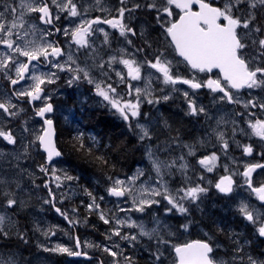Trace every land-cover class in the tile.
I'll return each mask as SVG.
<instances>
[{"label":"snow or ice","instance_id":"obj_1","mask_svg":"<svg viewBox=\"0 0 264 264\" xmlns=\"http://www.w3.org/2000/svg\"><path fill=\"white\" fill-rule=\"evenodd\" d=\"M129 0H119V7L115 9V15H111L112 10L105 8L101 0H95V6L101 12H108L109 17L102 19L97 16L92 19H85L92 5L85 6L76 0H0V45L6 47L8 51L0 53V74L13 86H20L18 90H13L11 95H4L0 99V110L8 117H19L25 110L13 103V96L17 100H26L34 108V116L39 117L41 124L39 128L30 127L29 121H23L21 125V136L17 137L11 128L0 127V138L13 147L18 143L21 150L11 153L12 158L17 161L13 167L19 168V161L27 159L31 148H39L45 154L44 164L39 165V170L50 176L51 182L55 183L57 188L62 187L63 181H72L78 179L68 175L66 171L57 169V159L62 156V152L57 147L56 129L54 120L49 114L54 112V106L51 102V95L45 91V84H54L59 79L58 72H68L71 78L66 81L68 85L87 81L94 85L96 95L106 102L110 110L118 115L121 120L126 122L127 127L133 130L141 142L153 140V132L150 128L152 117L148 113L141 111V105H157L162 101L166 102L172 99L174 93L182 92L183 98L187 102L188 116L200 117L205 120H211L213 117L209 114L204 105H198L193 99L195 92L190 96L189 91H184L178 85H187L191 90L206 88L211 93H216L218 99L214 98V103L229 105H239L245 110L250 108H259L264 112V98L253 96L250 99H244L239 95L241 89H260L264 91V0H147L146 3H132L128 6ZM147 9L154 13L156 25L160 28V34L156 43L160 46L152 53L151 59L147 58L148 50L152 48V42L144 39L143 47H134V51H129L127 47L118 48L115 54L109 55L104 59L97 48L90 43L89 37L95 32L103 34L104 45L111 48L109 32L104 28L97 27L100 24L110 26L119 32L126 44L133 46V40L129 36L138 35L137 30L131 26L130 21L133 14L140 9ZM33 14L38 15L42 25L50 26L46 28L38 27L29 20ZM126 14L128 23L125 22ZM68 20V26L56 27L61 18ZM72 18L79 19V23L71 26ZM39 34V42H37ZM55 34H62L69 38L68 51L60 45L57 40L48 39ZM141 37L145 32L139 33ZM33 38H29V37ZM75 45L77 51L74 53L72 45ZM80 49L85 50V59L83 66L77 53ZM171 53H175L182 61L173 62L169 59ZM137 54H145V59L138 60ZM67 57L61 63V58ZM27 58L24 62L20 58ZM91 61V63H89ZM185 63L195 73L212 74L213 70H218L217 78L208 75L205 80H200L196 75L191 78L185 77L179 73V63ZM47 63L57 72H40L38 65ZM116 65H123L125 71L119 70ZM155 70V73L148 71ZM15 72V78L10 73ZM99 72L103 79H97L93 72ZM147 75H143V72ZM114 73L117 80L112 82ZM158 73L159 75H156ZM24 82L21 84V82ZM30 81V83H29ZM133 81L143 86L133 85ZM155 82L162 83L170 89L168 94L155 95L156 91L164 92V88L156 89ZM120 85L125 87V94L118 91ZM233 90H236L234 93ZM39 102L40 106H35ZM234 116L245 119V123L251 130L246 135L255 136L264 142V119L256 117L254 112H237ZM246 117H256L255 119ZM145 119L148 123H140ZM229 122L225 116L216 118V127L211 128L208 136L215 135V138L224 150L229 147V142L225 139V132L221 129L222 124ZM233 125L237 124L236 119H232ZM163 127L170 129L167 121H163ZM233 134L237 131L234 126ZM244 132V129H240ZM31 137V139H29ZM79 143V148H85L83 133L75 138ZM93 143H99L95 137H89ZM24 141H27L26 143ZM204 143L198 140L196 143H183L180 141L179 134L172 137L170 141L165 142L164 149L157 144L153 147L149 144L146 148V158L151 166V171L155 177L149 176L143 182L142 177L146 173L143 169H137L136 173L122 180L113 179L107 194L113 197H130L132 208L120 211L145 212L146 208L153 205H160L166 201L164 208L165 214L178 213L185 217L186 222L178 225L177 231H188L194 221L188 219L193 207L199 208V204L205 194L208 193V187L200 183H194L188 175L191 165L187 157L196 156V144ZM175 147L185 149L179 156L161 159L158 155L161 151H170ZM88 152L92 149L88 148ZM243 152L246 155L253 153L251 144L243 146ZM8 153L0 151V159L8 156ZM103 163H107L103 157H98ZM219 156L216 152L204 155L197 160V163L207 172H213L217 167ZM225 172L228 171L225 165ZM257 169H264V164H247L242 173H232L222 175L215 183L214 187L219 193L228 195L234 192L233 175H241L244 178V184L250 190L256 199L260 202V207L248 202L241 201L238 206L239 214L253 226L256 234L264 238V182L254 186L252 175ZM21 172L26 171L20 169ZM58 172H62L58 174ZM180 173L183 183L180 187L172 189L169 178L176 173ZM199 180H203L201 175ZM34 183V182H33ZM49 181H45L44 187L48 189L49 199L45 204H51L55 211L60 214L69 225L75 226L80 223L69 217L67 212L55 206V193L49 187ZM211 183V182H209ZM15 184V188L10 185ZM22 186L18 181L9 180L6 175H0V196H3V211H0V239H9L15 235L20 240L27 243V234L21 230L18 221L14 219L16 208L26 207V202L20 199L18 191H22ZM90 197L91 203L87 204L89 214L96 211L99 218L105 223H114L110 234L112 236L133 243L140 238H147L154 244V251L150 252L153 264H165L167 260L166 253L174 254L173 264H264V259H258L252 255L245 257L242 255L244 245L237 239L238 233L230 232L229 238L233 240L236 247L232 249L233 255L229 259L223 257L217 258V250L220 245L215 241V234L224 233L225 229L219 224L215 225V233L209 231L205 233L206 239H197L182 244L173 243L171 237L175 235L169 225L165 224L158 217L152 221V226L132 220L131 217L119 219L115 213H111L108 218L105 216V210L101 209L97 197L85 189ZM104 197H99L103 201ZM12 210V214H9ZM76 209H73L75 212ZM123 227L135 228L134 234L122 233ZM16 228V232L10 230ZM57 226H51L48 229L41 228L38 224L36 231H41L46 237L56 234ZM250 243V242H246ZM84 247L99 248L100 245H94L85 241ZM43 251L66 254L67 256H87V252L74 251L72 248L63 244H56L53 247L40 245ZM82 247L79 237H75V248ZM117 249L120 245H115ZM151 247V245H150ZM103 252L108 253L114 258L113 264H119L115 258L123 255L122 251H114L107 245L103 246ZM127 264H134L130 257H125ZM0 264H16L14 257L0 256ZM103 264V261L100 262Z\"/></svg>","mask_w":264,"mask_h":264},{"label":"flooded vegetation","instance_id":"obj_2","mask_svg":"<svg viewBox=\"0 0 264 264\" xmlns=\"http://www.w3.org/2000/svg\"><path fill=\"white\" fill-rule=\"evenodd\" d=\"M11 2V0H9ZM17 2V0H16ZM78 3V6L80 4H83L85 6L92 5V7L89 9V12L87 14L88 19L95 18L97 16L101 17L102 19L110 18L108 12H101L98 7L95 6V0H76ZM92 2V4H91ZM147 0H129L128 6L130 7L132 3H140L144 4ZM101 4L103 7L111 9V15H115V9L118 8L119 0H101ZM2 10V9H0ZM143 8L139 11L135 12L133 14V19L130 21L131 26L134 27L138 35L135 37L129 36L130 39L133 40V42L138 43L140 47V41H143L144 43V37H141L139 33L141 31H144V26L146 28V24L144 22L145 16L143 13ZM38 17V15H37ZM60 22H62L60 20ZM59 22V23H60ZM126 23H128L127 14H126ZM59 23L56 24V27H59ZM50 27V26H47ZM97 27H103L105 31L109 32L110 34V40L112 43H120L127 45L125 40L119 36V32L116 29H112L110 26L105 24H100ZM145 32V31H144ZM98 37L103 40V36ZM53 40H57L60 42V45L67 50L66 44L61 38L60 34H55L53 36ZM1 46V45H0ZM2 47H4L2 45ZM1 52V49H0ZM67 52V51H66ZM171 59H173L174 62L176 61H182V58H180L175 53H171L169 56ZM21 60L24 62H27V58L21 57ZM55 59H61V58H55ZM39 69L47 70L50 68V66L47 63H41L38 65ZM179 73L185 77L191 78L192 75H196L200 80H205L208 78V75H211L213 78H217V70H213L212 74H205V73H195L193 70L190 69L189 66H187L185 63L181 62L178 65ZM13 78H15V72L12 71L10 73ZM0 83L3 87H0V92L7 91L9 95H11L13 90H18V86H13L10 84L8 80H6L2 74H0ZM24 82L22 81L21 84ZM0 85V86H1ZM181 87L184 91H189L190 96L193 92H195V96H193V99L196 100V103L198 105H204L208 111L209 114L213 117L211 120H205L203 116L200 117H192L188 116L185 113L187 112V102L183 98L182 92L180 94V97H178V94L171 100L162 101L160 104H158V112L160 113V116L168 120L171 128L169 131L171 132L169 138L177 136V134L181 135V142L185 143H196V138H204V141H215L217 142L215 135L208 136L207 133L211 131V128L216 127V118H219L221 116H225L226 119L229 120L228 124H222L220 127L225 132V139L229 142V147L227 150H222V145L219 142V145H212V144H196V156L194 157H187V160L189 164L191 165V169L189 170V176L192 178V181L194 183H200L202 186L208 187L209 191L207 194H205L204 199L199 204V208L193 207L191 211V215L189 216V219L194 221L192 227L188 229L186 232L185 238L181 239L177 244H182L188 241L197 240V239H206L205 236L206 232H213L215 233V225L219 224L222 227H224L225 231L222 234H215L214 238L216 243L220 245V248L217 250V258L218 253H221L222 255H229V253H232V249L236 247V244L233 242L232 239L229 238V233L226 231L227 225H224L223 217L226 210V203L231 201V205L228 206L232 210L231 212H227V214H238V217L242 220L237 225L239 227H233L235 229V233H238L237 239L239 240V243L241 245H244V251L242 255L247 257V255H252L255 258L258 259H264V238L259 237L258 234H256L255 229L251 224H249L238 212V200L242 199H249L250 204L255 205L257 207H260V202L256 199V197L250 193V190L247 188V186L244 184V178L241 175H233V180L235 181L234 184V192L228 195H224L222 193H219L217 189H215L214 185L218 181L219 177L222 175H228L232 173H242L244 170V166L247 164H264V142H261L260 138L255 136L246 135L245 133H250V129L248 128L247 124L245 123V119H242L238 116H234L235 113L241 112H254L256 114V117H259L261 119H264V112H262L259 108L255 109H248L245 110L242 106L239 105H229L227 103L224 104H217L214 103V98L218 99V95L216 93H211L210 90L203 88L198 90H191L188 88L187 85H178ZM45 88V91L47 92V86L46 84L43 86ZM255 92L251 91L249 92L248 89H241L239 90V95L244 99H249L251 97V93L254 94L258 98H263L262 94H264L263 91L260 89H254ZM235 93L236 90H233ZM66 97V96H65ZM63 97V98H65ZM0 97V99H2ZM13 103L17 104L18 107L23 108L25 111L21 113L19 117H8L6 114L3 113L2 110H0V127H6L11 128L17 137L21 136V125L23 121L27 120L30 121L29 124L36 125L41 124L40 118L34 116V108L33 106L29 105L26 100H17L16 97L13 96ZM62 99V98H61ZM60 100V99H58ZM57 100V101H58ZM52 102V100H51ZM76 102H79L76 100ZM175 102L178 107L174 109H170L171 103ZM54 106V112L52 114H49L51 118L54 120L56 125V119L54 117H58L60 120L62 117L59 115L56 109V104L52 102ZM35 106H40L39 102H35ZM75 107V106H73ZM106 110V109H105ZM57 112V113H56ZM107 112V110H106ZM64 114V113H63ZM5 116V117H4ZM108 116L112 119L117 120L119 123H121L123 126L127 127L126 122L121 120L118 115H115L113 113H108ZM157 116V115H156ZM256 117H246V118H252L255 119ZM237 118V124L233 125L231 123V120ZM73 121H76L75 119ZM236 127L237 131L235 134H233V127ZM129 130V128L127 127ZM240 129H244V132H241ZM96 137V134H95ZM135 140L139 142V139L137 138V135H134ZM31 139V138H30ZM25 143L27 141H24ZM245 143V144H244ZM251 144L253 146V153L251 155H246L243 152V146ZM19 145V143H18ZM17 145V146H18ZM58 147V145H57ZM59 148V147H58ZM18 150L14 148L12 145L10 147V153L9 151H4V153H8L11 155L13 152H17ZM143 152V150H142ZM212 152H216L219 156V160L217 161V167L213 170V172H207L205 169H203L198 163L197 160L202 158L204 155H209ZM63 156H61L59 159H57V166L59 165V169L66 171L65 166L61 167L63 165L64 159H62ZM29 158L33 159L36 158L37 160H42L41 164H44L45 162V154L41 149L37 148H31L30 149V155ZM230 158L229 164L227 163L228 171L225 172V167L223 163L224 160ZM224 161V162H223ZM27 160H24L21 162V166L17 169L11 168V170H20L25 169L24 172H10L8 170L4 171L3 173H9L16 176V181L19 182L21 179L28 178V176L32 173V175L36 174L37 171L35 168L30 167L29 169L26 168L25 163H27ZM145 162L144 153L141 159H139L137 162H135L134 166L131 168L132 170L130 173L136 169L137 164ZM29 163V162H28ZM62 173V172H60ZM23 175V176H21ZM203 176V180H199V176ZM21 176V177H20ZM115 176V175H114ZM126 176V175H121ZM253 184L254 186H258L259 183L264 182V169H257L253 175ZM211 182V183H209ZM25 184V183H24ZM44 183L39 184L41 189L34 188L32 189L31 186V196L32 199L29 200L27 197H23V200L26 202V205L30 204L29 212H30V220H27L29 216H24L22 214H19V210L21 208H16L14 219L18 221L19 228L26 232L27 234V243L17 238L15 235H12L9 239H0V255L3 257H14L16 260V264H35V255L39 254H48L49 252H45L41 249L40 245L41 243L37 241V233H42L41 231H36L35 226L38 224L40 226L41 223L44 222V226L41 227L43 229H48L47 225L49 223L50 219L58 220V224L60 225V229L62 226H69L67 221L58 214L55 209L52 207L51 204H45L44 201L49 199L48 189L44 187ZM12 187L15 186V184L10 185ZM50 187V186H49ZM28 193V192H27ZM4 203L3 196H0V206ZM51 205V206H50ZM204 207H203V206ZM55 206L61 208V210L64 212L65 208L62 204L58 203L55 200ZM264 211V208L261 209ZM50 211L52 212L51 215ZM9 214H12V210L9 211ZM211 215L213 217V220H211ZM50 216H53L51 218ZM46 218V220H43V218ZM238 220V219H237ZM108 227H112V223H109L106 225ZM71 227V226H70ZM204 228V230H202ZM16 228H12L10 231L12 233L16 232ZM109 234V231L105 232L104 238H106ZM78 234L75 232V237H77ZM79 237V236H78ZM80 239V237H79ZM81 241V240H80ZM250 242V243H246ZM105 243H112L111 240L106 238ZM145 242H141V244L144 245ZM175 243V242H174ZM133 244H137L136 242H133ZM82 245V243H81ZM74 251H77L75 248V242H74ZM83 249V246H82ZM83 251H85L83 249ZM42 252V253H40ZM86 252V251H85ZM124 258L130 257L134 264H139V259H144L148 262V264H153L152 257L150 256L149 252L146 251V247L142 246L140 249L137 247L132 246L131 243L127 242L126 246L122 249ZM229 252V253H228ZM88 253V252H87ZM91 254V253H89ZM172 257V262L174 261V254L170 253ZM94 255V254H93ZM95 256V255H94ZM98 256H95L91 260H86L83 258H77V257H70L72 261L82 262V261H96ZM53 263L52 264H64L65 259L60 254H53ZM50 259V258H49ZM173 264V263H172ZM245 264H247L245 260Z\"/></svg>","mask_w":264,"mask_h":264},{"label":"rangeland","instance_id":"obj_3","mask_svg":"<svg viewBox=\"0 0 264 264\" xmlns=\"http://www.w3.org/2000/svg\"><path fill=\"white\" fill-rule=\"evenodd\" d=\"M17 3H18V0H17ZM91 4H92V2H91ZM142 14L145 16V20H144V22L146 24V28L144 26L145 38L148 39L150 42H152V48L148 50V54H147V58L151 59L152 58L151 53L156 48H158L160 46L158 43H156L157 37L160 34V28L155 23L154 13H151L149 10L144 9ZM84 18L88 19L87 17H84ZM61 21L62 22L59 23V27L68 26L69 21L65 20L63 18V16L61 18ZM149 21H151V22H149ZM29 22L35 23V24H37L38 27H41V28L47 27V26L42 25L40 23L36 14H33L31 16ZM77 23H79V19L72 18L71 26L74 27L75 24H77ZM100 28H103V27H100ZM60 35H61L62 40L66 44V47H67L66 51H68L69 38L64 37L62 34H60ZM98 35L103 36L102 33L95 32L91 37H89V40H90V43H92L97 48L100 55L103 56L104 59H107V57L109 55L115 54V50L118 48L127 47L129 49V51L131 52V51H134V47H139L138 43L133 42V46L124 45V44H120V43H112L111 48H109L107 45H104L102 43L103 40H101L98 37ZM29 38L31 39L33 37L30 36ZM35 38L37 39V42H39V34H37V37H35ZM48 39L53 40V36L49 37ZM143 46H144L143 41H140V47H143ZM0 49H1L0 53L8 51L6 49V47L5 46L2 47V45L0 46ZM71 50L74 53L77 51V48L74 44L72 45ZM77 55L79 56L80 62L83 66V61L85 59V50L80 49L79 52L77 53ZM136 58L138 60H143V59H145V54H137ZM64 59H67V57L65 56L63 59H60L61 63L63 62ZM169 59H171V58L169 57ZM89 63H91V61H89ZM174 63H176V62H174ZM115 67H117L119 70L126 72V69L123 68V65H116ZM39 71L44 72V73L57 72V70L55 68H51V67L47 70L39 69ZM148 71L155 73V70H148ZM57 74L59 75V79L56 80V82L54 84H46L47 93H49L51 95L52 102L55 103L59 98H63L66 96L68 98L74 99L75 102H76V100H78L79 101L78 102L79 107H80V111H79L77 106H75V107L67 106V105L56 106L57 112L62 117L61 121H63V122H65L67 120L73 121L75 119L76 120L75 125H79L78 122L82 118L83 109L85 107H89V106L92 107L94 104L99 106V107L105 108L108 113H113V111L110 110V108L106 104V102H102V98L99 97L98 95H96L95 90H94V85L88 84L87 81H84V80L73 83L72 85H68L66 83V81L71 78V74L68 72H58ZM109 74L113 78L112 82H115L117 80V78L115 77V74L114 73H109ZM142 74L147 75V72L145 71ZM93 75L98 80L103 79V77H101L99 72H97V71H94ZM156 75H159V74L156 73ZM29 83H30V81H29ZM132 83H133V85H138L141 87L143 86L142 84H138V82H135V81H133ZM1 84H3V83H0V85ZM153 86L156 89L164 88L163 93L156 91L155 95H161V94L166 95L170 91V89L168 87H165L162 83H159V82H155ZM0 87L2 88L3 86L1 85ZM178 87H180V86H178ZM248 90H249V92H251V91L255 92L254 89H248ZM118 91L123 95V94H125L126 90H125V87L123 85H120L118 88ZM177 94H178V97H180L181 92L174 93L172 96V99ZM4 95H9V94L7 93V91L0 92V97H2V96L4 97ZM250 95H251V97L255 96L252 93ZM262 97L264 98V94H262ZM248 99H249V97H248ZM86 101H92L94 103L86 104L83 106L81 104V102H86ZM163 103H165V102H163ZM177 107H178V105L175 102H173V103H171L170 109H174ZM141 111L144 113H148L149 116L152 117V120H151V123L149 126L153 132V140L145 141V142H141L139 140V143L141 144V147H142V150L144 153L145 162L138 163L136 169H134V171L132 173H129L126 176H121V175L109 176V177H112L113 179L119 178L122 180H127V178L133 176L136 173L137 169H143L145 171L146 175H145V177L141 178V181H139L137 183V186H139L140 182H143L144 180L148 179L149 176H151L153 178L155 177V173L151 171V166H150L149 161L147 160L146 155H145L147 146L149 144H151L153 147H155L157 144H159L161 149H164L165 142H168L171 140L169 138L171 132L169 131V129H166L165 127H163V121H165L166 119L160 116V113L158 112V104L157 105H149L147 103H144L141 105ZM54 118L59 120L58 117H54ZM234 119H236L238 121L237 118H234ZM166 121L169 124L168 120H166ZM59 122H60V120H59ZM29 123H30V121H29ZM140 123H148V121H146L145 119H141ZM29 126L39 128L40 124H37V123H36V125L29 124ZM131 131H133V130H131ZM84 133H86L88 135V137H95V134H93L92 131H90V130H88ZM133 133H134V135H137L134 131H133ZM181 135L182 134H179V138L181 137ZM30 138L31 137H29V139ZM137 138H138V136H137ZM180 140H181V138H180ZM196 140L197 141L198 140L204 141V138H196ZM185 143H188V142H185ZM204 143L212 144V145H219L218 141L215 142L212 140L204 141ZM10 147H11V145H8L7 142L3 141L2 138H0V151L4 152V151L8 150L10 153ZM14 148H16L18 151L21 150L20 144L18 146H15ZM222 150L225 151L223 148H222ZM184 151H186V150L182 149V148L175 147V145H173V147L170 151H161L158 153V155L160 156L161 159H166V158L179 156ZM24 160H27L29 162V163L28 162L25 163L26 168L29 169L30 167H33L36 169L37 173L34 175H32V173H31L28 176V178L19 180V183L21 184L22 189H23L22 191H18L19 198L23 199V197H27L29 200H31L32 199V197H31V193H32L31 192V186H32V189H34V188L41 189L39 184L44 183L45 181H49L50 182L49 186L51 187L52 191L55 193V197H56L55 200L64 206V208H65L64 212H67L70 218L80 221V223L76 224L75 226H72V225L65 226V227L62 226V228L60 229V225L58 224V220L54 221L53 219H50L49 223L47 225V228H49L51 226H57L56 234L54 236L46 237L43 233L39 232V233H37V241L40 242L41 245H44L46 247H53L56 244H63L65 246H68V247L73 249L74 242H75V232H76L78 234V236L80 237L82 246H83L85 241H88L89 243L94 244V245H100L101 246L99 248H96V247L88 248V247L83 246V249L86 252L91 253L92 255L94 254L95 256H98L97 260L96 261L93 260V261L77 262V261H72L70 258H68V256L66 254H60L65 259L64 264H100L101 261H103V264H113L114 258L111 257L108 253L103 252V250H102L103 246L107 245L108 247L113 248L114 251H122V249L126 246V244L128 242V241L120 239V237L112 236L110 239L112 241V243H105V241H106V238H104L105 232L109 231V234H110V230L115 226L114 223H112V227L110 228V227L106 226L108 224H105L99 218L98 212L94 211L91 214H89V212L87 210V204L91 203V199H90V197H86L84 195V192L81 190V188H82L81 185L78 184L75 180L63 181L62 187L57 188L55 183L51 182L52 178L39 170V165L42 162V160H37L36 158L31 159L28 157L27 159H22L21 161H19V167L21 166V162ZM224 161H223L224 162L223 165L227 166V163L229 164V162H230V158H228V160L225 159ZM63 162L64 163L61 167L65 166V161H63ZM15 164H17V161H15L12 158V155H8L6 158L0 159V175H6L9 180H15L16 181L15 175L9 174V173H3L6 170H8L10 172L21 173L20 170H15V171L11 170V168H15V167H13V165H15ZM56 167H57V169H59L58 168L59 165L57 166V164H56ZM58 174L62 175V173H60V172H58ZM67 174H68V172H67ZM188 175H189V173H188ZM21 176H23V175H21ZM109 177L108 178L106 177L104 179V181H102V182L101 181L95 182L96 190L93 191L94 192L93 195L97 197V202L100 203L101 209L105 210L106 218H108L111 213H115L116 217L119 219H125L126 217H131L132 220H136L138 222H143V223H145L151 227L152 221L154 220V218L158 217L165 224L169 225L172 232L175 233V235H173L171 237V240L173 243L174 242L178 243L181 239L187 237L186 232H183L182 229L177 231L178 225L186 222L185 217L181 216L178 213L166 215L165 211H164L166 201H162L160 205H153L150 208H146L145 212H143V213H140L137 211H131V212L120 211L121 208H123V209L132 208L131 198L130 197L115 198L113 196L108 195L107 189L110 187V185L112 183V181L109 180ZM169 183H170V187L172 189L180 187L181 184L183 183V180H182L180 173L177 172L173 177L169 178ZM12 188H15V186ZM101 196L104 197L103 201L99 200V197H101ZM204 197H205V195L203 196L202 199H204ZM241 201H245V202L250 203L249 199L248 198L243 199V196H242V199L238 200V202H237L238 205L240 204ZM230 205H231V201L226 203L225 213L232 211L230 209V207H228ZM30 206L31 205L28 204L26 207L21 208L19 210V214H22L24 216H29L27 220H30V212H29ZM73 209H76V211L73 212ZM3 210L4 209H3V204H2V206H0V211H3ZM51 214H52V212L50 211L49 215H51ZM50 217L53 218V216H50ZM188 219H189V217H188ZM43 220H46V218L44 217ZM43 226H44V222L40 224V227H43ZM97 227L101 228L102 231H100V232L103 233V235H100V232L96 231ZM202 230H204V228H202ZM121 232L134 234L137 232V229L123 227L121 229ZM141 242H145L144 245L141 244ZM136 243L137 244H133V243H131V244H132V246L137 247L138 249H140L142 246L146 247V251L149 252V254L151 251L155 250L153 242H150L147 238H140L138 241H136ZM117 244L120 245L119 249H117L115 247V245H117ZM150 245H151V247H150ZM40 253H42V252H40ZM53 254H56V253L49 252L48 254L35 255L34 256L35 264H52L53 263V258H52ZM232 255H233V252L229 253V255H225V256L222 255L221 253H218V258L223 257L225 259H229V258H231ZM166 256H167V260L165 261V264H172L173 262H172V257H171L170 252L166 253ZM5 258H7V257H5ZM115 259H117L119 261V264H127V261L125 260L124 255L118 256Z\"/></svg>","mask_w":264,"mask_h":264},{"label":"trees","instance_id":"obj_4","mask_svg":"<svg viewBox=\"0 0 264 264\" xmlns=\"http://www.w3.org/2000/svg\"><path fill=\"white\" fill-rule=\"evenodd\" d=\"M59 99L55 102L56 106H77L80 111L79 103L74 99L68 97ZM90 103L94 102H81L83 106ZM78 123L79 125H75V121L63 122L60 119L59 122L56 119V139L63 153L62 159L65 161L66 171L69 175L78 177L75 181L81 185L84 195L89 197L85 189L93 194L96 190L95 182H102L109 176L129 174L135 162L142 158L143 152L141 144L134 138L133 131L110 118L105 108L95 104L92 107H85ZM88 130L96 134L98 144L93 143L84 133ZM80 133L84 135V149L79 148V143L75 139ZM88 148L92 151L88 152ZM98 157H103L107 163H103ZM211 220H213L212 215ZM223 221L224 225H227L226 231L234 232L233 227H239L237 225L242 220L237 214L225 213ZM96 231L102 230L97 227ZM100 235L103 233L100 232ZM139 264H148V262L142 258L139 259Z\"/></svg>","mask_w":264,"mask_h":264},{"label":"water","instance_id":"obj_5","mask_svg":"<svg viewBox=\"0 0 264 264\" xmlns=\"http://www.w3.org/2000/svg\"><path fill=\"white\" fill-rule=\"evenodd\" d=\"M217 71H218V70H217ZM54 125H55V122H54ZM55 129H56V125H55ZM56 135H57V130H56ZM56 141H57V139H56ZM60 151H61V150H60ZM59 158H60V157H59ZM59 158H56V159H59ZM77 251H83L82 247H81L80 249H77ZM83 252H85V251H83ZM72 257H76V256H72ZM94 257H95L94 255L88 253L87 256H79V257H77V258H83V259H86V260H91V259H93Z\"/></svg>","mask_w":264,"mask_h":264},{"label":"bare ground","instance_id":"obj_6","mask_svg":"<svg viewBox=\"0 0 264 264\" xmlns=\"http://www.w3.org/2000/svg\"><path fill=\"white\" fill-rule=\"evenodd\" d=\"M35 181V180H34ZM37 183V182H36ZM110 184V183H109ZM28 185V184H27ZM108 185V184H107ZM32 197V196H31Z\"/></svg>","mask_w":264,"mask_h":264}]
</instances>
